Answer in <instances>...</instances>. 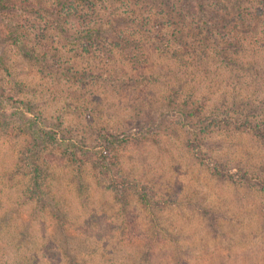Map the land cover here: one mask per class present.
<instances>
[{
    "label": "rangeland",
    "instance_id": "374dc122",
    "mask_svg": "<svg viewBox=\"0 0 264 264\" xmlns=\"http://www.w3.org/2000/svg\"><path fill=\"white\" fill-rule=\"evenodd\" d=\"M130 1L0 9V264H264L263 21Z\"/></svg>",
    "mask_w": 264,
    "mask_h": 264
},
{
    "label": "trees",
    "instance_id": "16d2710c",
    "mask_svg": "<svg viewBox=\"0 0 264 264\" xmlns=\"http://www.w3.org/2000/svg\"><path fill=\"white\" fill-rule=\"evenodd\" d=\"M66 1V0H65ZM140 1V0H137ZM230 4L233 5V10L235 11V14H231L232 10L229 6ZM262 3L263 0H162V4L164 6L171 7V10H181L184 18H190V25L193 24L194 31L197 29L199 30L200 25L204 24L203 29H200L199 31L202 33L201 36L205 39L206 37H210L212 35V32L210 30V25L214 23H220V27L223 29H226L227 33L232 32V30H229V25L231 21H237V23L240 21L244 24L246 21H249L248 23L253 24L255 21L256 24L259 23V20L263 21L264 23V6L258 5V3ZM131 3V12L127 13L129 15L128 17L135 15L136 16V2L134 0L130 1ZM245 5L248 6L251 11H249L247 8L243 7ZM16 5L10 2V0H0V9H10L12 7H15ZM182 15V16H183ZM236 15V17L234 16ZM140 17V16H139ZM129 19V18H128ZM128 19L124 17L122 14H118L117 18L113 21V27L111 28L113 33H115V41L118 43H121L122 40V33H124L128 27ZM150 22V20H147ZM133 26H137V29H142L144 26L146 27V24L144 23L143 19L141 21H135ZM132 35H135V30H131ZM99 32V31H97ZM153 33V32H152ZM260 35L262 36V39H264V29L262 32H260ZM163 36H166V34H163ZM232 36L229 38L231 39ZM124 40V39H123ZM170 46V45H168ZM246 127V129H251V131L257 132V129H262L264 127V121L260 122L258 125H253L252 122L246 121L244 124H242ZM264 137V136H263ZM115 139V142L108 140V143L110 145L116 144V142H120L121 140ZM122 143V142H120ZM106 153V152H105ZM98 157V156H97ZM102 158H98L99 163H102ZM106 159V157H104ZM106 161V160H105ZM37 168V167H36ZM114 169V167H113ZM112 167L109 163L105 165L104 173L110 174L113 171ZM112 187H115V189H119L120 185H125V182L116 181L115 184L113 183L112 178ZM139 181H128L126 185H128L131 188L136 189L135 191L139 193V198L142 203L145 205H149L152 201L150 200L148 193L144 191L146 188L145 185L138 184ZM114 185V186H113Z\"/></svg>",
    "mask_w": 264,
    "mask_h": 264
}]
</instances>
